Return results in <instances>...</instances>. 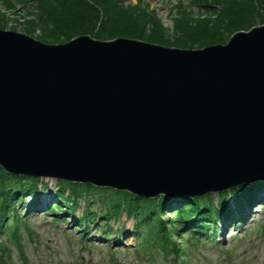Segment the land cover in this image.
<instances>
[{
	"label": "water",
	"instance_id": "1",
	"mask_svg": "<svg viewBox=\"0 0 264 264\" xmlns=\"http://www.w3.org/2000/svg\"><path fill=\"white\" fill-rule=\"evenodd\" d=\"M58 64L77 71L71 83ZM2 66L19 72L15 84L0 78L12 103H0V166L12 174L113 182L148 197L203 196L264 178V25L197 50L90 36L47 45L0 30ZM107 67L137 97L111 75L102 77L114 89L106 93L97 76Z\"/></svg>",
	"mask_w": 264,
	"mask_h": 264
},
{
	"label": "trees",
	"instance_id": "2",
	"mask_svg": "<svg viewBox=\"0 0 264 264\" xmlns=\"http://www.w3.org/2000/svg\"><path fill=\"white\" fill-rule=\"evenodd\" d=\"M130 2L131 0H37V22L30 21L29 25L31 29L32 26L40 28L42 35L38 39L47 43L65 42L76 36L89 34L102 40L122 37L165 46L203 48L224 44L236 31L248 30L257 22L264 23V0H195L189 6L176 7V15H179L178 19L175 18L177 36L174 38L172 33V40L169 38L168 28L159 20L150 2ZM195 7L205 10L196 12ZM5 17L1 15L0 20ZM6 24L8 27L7 22ZM14 178L0 169V230H6L8 237L10 235L18 243L20 237L17 230L7 223L14 212L10 206L18 195L32 194L36 187L34 183L17 186L13 183ZM8 181L14 187H8ZM66 185L73 188L69 200L85 199L90 204L89 208L94 205L90 197L99 190L90 186ZM13 189L15 193L11 194ZM246 192L247 190L244 191ZM112 195L113 199L101 193V204L116 218L124 212L139 218V225L145 226L149 231L144 241L145 246L156 249L159 245L169 243L167 236L161 235L166 225L161 216L167 211L162 197L143 200L132 199L129 193L112 192ZM210 197L203 201L193 199L189 207H180L177 222L197 225L198 222L194 221L197 218L201 222L214 219L216 208ZM8 250L7 245L0 244L1 253L8 255ZM2 263L6 264V261L3 260Z\"/></svg>",
	"mask_w": 264,
	"mask_h": 264
},
{
	"label": "rangeland",
	"instance_id": "3",
	"mask_svg": "<svg viewBox=\"0 0 264 264\" xmlns=\"http://www.w3.org/2000/svg\"><path fill=\"white\" fill-rule=\"evenodd\" d=\"M179 1L189 4L191 0H153L151 3V7L157 12L159 20L164 27L168 28L169 38L172 40L177 36L175 32L177 12L172 8ZM135 2V0L132 1V3ZM37 12V5L29 1H26L25 4V2H18V0H0V17L1 15L6 16L4 20H0V28L5 26L8 30L23 34L29 32L30 36L38 38L42 35L40 28L32 26L31 29L29 25L30 21L37 22V15H35ZM172 33L175 35L174 38ZM172 47L184 50L198 49L197 47ZM47 180L49 187L44 195L49 194L50 197L42 198L41 208L35 209L33 207L26 216L25 213L22 214L25 218L22 219L23 222L19 231L28 264H176L175 260L178 259L175 255L163 258V254L160 256L158 254V258L151 261L152 257L139 254L141 238L136 235V221L127 218L126 215L115 224L113 221L110 223L118 233H113L111 240L102 239L104 238L102 236L104 227L102 226L100 230L92 228L90 231L93 234L91 238L83 241L79 236L82 230L80 233L76 232L78 224L71 213L56 216L49 213L50 206L54 205L56 201L53 198V192L57 191V187L55 179ZM218 195L219 193L213 194L215 202L219 200ZM14 201L19 204L18 210L21 212L26 203H22V199L18 197ZM45 201L47 203L42 206ZM85 207L86 205L83 203L78 204L76 206L77 214L81 215ZM175 208L173 206L170 212L166 213V220L174 216ZM96 210L98 212L101 210L99 202L96 205ZM251 212L253 214L246 225H234L233 228L228 227L229 230L226 229L224 234L217 233L218 242L205 244L203 241L197 248L187 245L188 249L186 248V253L183 259L178 261V264H264V207L260 206ZM28 228L31 229L29 231L32 234L27 232ZM187 230L183 229L184 234L175 238L182 247L186 246L184 236L188 235ZM123 231H126L127 234L123 235ZM6 239L7 234L0 233V242H5ZM112 248L118 250L112 252ZM8 262L9 264H23L21 256L14 246Z\"/></svg>",
	"mask_w": 264,
	"mask_h": 264
},
{
	"label": "bare ground",
	"instance_id": "4",
	"mask_svg": "<svg viewBox=\"0 0 264 264\" xmlns=\"http://www.w3.org/2000/svg\"><path fill=\"white\" fill-rule=\"evenodd\" d=\"M19 1H23L26 4V1L25 0H18V2ZM36 14L37 13H35V15ZM176 18L178 19L179 18V15H177ZM96 39H97V41H100V42H108L109 41V40H102V39H98V38H96ZM129 40L140 41V39H132V38H130ZM163 46L164 47H167L165 45H163ZM107 49H109V48H107ZM105 55L106 54H104V56ZM109 57H110V60H115V61L117 60V58H115L114 55H109ZM56 66H57V71H56L57 74H60L61 75L63 73V78L66 79L69 82H70L71 79L75 78L76 75H77V71L74 70V69H72V68L64 69L63 67H65V66H62L60 64L55 65L53 67H56ZM53 67H51V68H53ZM4 69H6L8 71H4ZM21 69H23V71L21 70L22 72H25L26 71V67H24V66ZM103 70H108L109 72L113 73V74H111V73H107V72H104V71H99L98 72L99 73V75L97 76L98 77V81H99L98 84H99V86H102L103 87V90L106 91V93L107 92H113L114 89L112 88V85H109L110 83L108 81H105L102 77H107V75H111L112 77H114L118 81V82H112L111 84H114V85L119 86L120 89H121V91H122L121 93H126V94H128V95H130L132 97H137L136 96L137 89H135V87L132 85V83L130 85H128L127 84V80L125 78H123L122 76L118 75L115 72V70L112 71L109 67H107V69L105 68ZM29 71H30V68L27 70V72H29ZM17 73H18V70L15 67H7V68L4 67L3 68V66H2V69L0 68V78H2V75L3 76H6V74H7L6 77L9 80H11V82L14 79H17V77H16L17 76ZM34 73H37V72H34ZM54 73H55V70L53 71V75L52 74H50V75L54 76ZM27 77H28L27 74L24 75V77H22V79L19 80L18 83H21L20 81H23V83L25 85V81L28 79ZM56 80H57V76H56ZM28 81L29 82H32L31 80H28ZM34 82H35V80H34ZM12 83L15 84V81H13ZM0 87H2V83L1 82H0ZM41 99L42 98L40 97V101H41ZM0 103H2L5 107H9V108L12 105V103L9 101V99L4 96V92L1 91V90H0ZM33 105H34V107L40 108V106L43 105V104L35 103ZM49 109H52V107H50L49 105H43L41 107V110L44 111V112L47 111V110H49ZM31 110H32V108H31ZM28 111H29V109H28ZM10 182L11 181H8L7 182L8 183L7 186L8 187H14V185L12 184V182L11 183ZM87 186L94 187L97 190H99L97 192H94V194H97V193H99L101 191V193L103 195H105L106 197L111 198V199H113L112 192H120L121 191V190L115 189V187H113V186H115V185H113V182H110L108 184L99 185V184H96V183H94L92 181H88L87 182ZM130 195H131L132 199H143V200H156V199L162 197L163 198V201H164V203L166 205V209L167 210L171 209L173 206L174 207H179V208L180 207L187 208V207L190 206V202L188 201V196L179 195V196L169 197V196H166L164 194H160L157 197H148V196H144V195H137V194H131V193H130ZM242 212H244L245 216L240 215V216H238V218H239L240 221H242L244 224H246L249 221V219L251 218V216H252L253 213L251 212L250 207H247V209H245ZM195 221L198 222V224H197L198 227H200V226L206 227L205 225H203L200 222V219L199 218H197Z\"/></svg>",
	"mask_w": 264,
	"mask_h": 264
}]
</instances>
